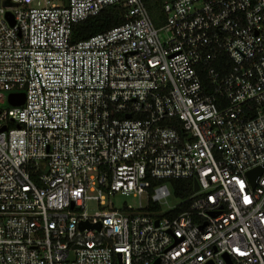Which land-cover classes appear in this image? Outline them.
Segmentation results:
<instances>
[{
    "label": "built area",
    "instance_id": "obj_1",
    "mask_svg": "<svg viewBox=\"0 0 264 264\" xmlns=\"http://www.w3.org/2000/svg\"><path fill=\"white\" fill-rule=\"evenodd\" d=\"M11 2L0 264H264V0ZM108 5L125 21L73 42Z\"/></svg>",
    "mask_w": 264,
    "mask_h": 264
},
{
    "label": "trees",
    "instance_id": "obj_2",
    "mask_svg": "<svg viewBox=\"0 0 264 264\" xmlns=\"http://www.w3.org/2000/svg\"><path fill=\"white\" fill-rule=\"evenodd\" d=\"M150 12H160L163 0H144ZM125 21V9L119 5H108L98 14L73 25L72 39L77 42L91 35L106 31ZM174 192L179 197H185L192 193V181L187 179H173ZM188 204L180 205L177 211L186 209Z\"/></svg>",
    "mask_w": 264,
    "mask_h": 264
},
{
    "label": "rangeland",
    "instance_id": "obj_3",
    "mask_svg": "<svg viewBox=\"0 0 264 264\" xmlns=\"http://www.w3.org/2000/svg\"><path fill=\"white\" fill-rule=\"evenodd\" d=\"M13 3L11 0H0V6L8 7L12 6ZM158 14L157 11H153L151 13L152 17L154 18L155 23L158 21L156 20V15ZM1 15V13H0ZM162 37H165L164 33H161ZM9 102H8V93L5 91H0V107L6 108L8 107ZM174 190V189H173ZM115 205L117 207H121L124 204H132L134 206L139 205V198L138 197H133L131 194L125 195L121 193H117L111 198ZM180 198L175 194V192H172L171 196L168 198V203L170 206L176 205L179 202ZM143 204V202H142ZM167 206V205H166ZM87 210L89 213H94L95 211L98 210L97 203L93 200L87 202Z\"/></svg>",
    "mask_w": 264,
    "mask_h": 264
},
{
    "label": "water",
    "instance_id": "obj_4",
    "mask_svg": "<svg viewBox=\"0 0 264 264\" xmlns=\"http://www.w3.org/2000/svg\"><path fill=\"white\" fill-rule=\"evenodd\" d=\"M7 17L9 18L10 22L12 24H14V18H13V15L8 12L7 13ZM25 101V94L23 92L21 93H10L8 95V102L9 104L11 105H21L23 104ZM0 130H5V126H2L0 128ZM264 170V166L263 165H259L257 167H254L253 169H251L249 172H248V175L251 177V180H252V183L255 184V179L258 175H260ZM195 189H198V184L197 182H195ZM98 226H100V224H97Z\"/></svg>",
    "mask_w": 264,
    "mask_h": 264
}]
</instances>
